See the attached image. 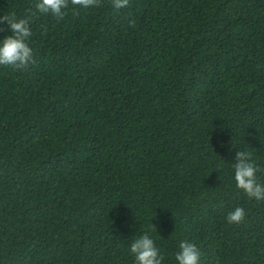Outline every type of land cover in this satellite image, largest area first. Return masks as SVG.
Listing matches in <instances>:
<instances>
[{
	"label": "trees",
	"instance_id": "1",
	"mask_svg": "<svg viewBox=\"0 0 264 264\" xmlns=\"http://www.w3.org/2000/svg\"><path fill=\"white\" fill-rule=\"evenodd\" d=\"M10 12L35 63L0 66V264H133L144 232L164 264L181 240L200 264H264V201L230 166L250 147L264 167V0Z\"/></svg>",
	"mask_w": 264,
	"mask_h": 264
},
{
	"label": "clouds",
	"instance_id": "2",
	"mask_svg": "<svg viewBox=\"0 0 264 264\" xmlns=\"http://www.w3.org/2000/svg\"><path fill=\"white\" fill-rule=\"evenodd\" d=\"M101 4L102 0H33L35 12L51 15L57 20L64 19L70 5L76 10L96 8ZM111 6L117 11L127 9L129 0H111ZM0 26L8 33L0 32V66L21 70L34 64L33 48L29 43L32 37L29 19L20 18L15 12H10L0 15ZM231 148L233 149L232 145ZM234 161L230 166L231 180L235 188L243 192L249 200L264 201V180H262L264 167L257 161L252 149L250 147L236 149ZM245 214L243 207L236 206L227 213L226 222L238 224L244 219ZM150 227L155 230L151 223ZM128 251L133 258V264H164L165 262L162 249L157 246L148 232L132 237ZM201 255L195 243L181 240L178 251L174 254V261L175 264H200Z\"/></svg>",
	"mask_w": 264,
	"mask_h": 264
}]
</instances>
